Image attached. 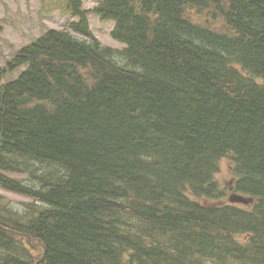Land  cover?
<instances>
[{"label": "trees", "instance_id": "16d2710c", "mask_svg": "<svg viewBox=\"0 0 264 264\" xmlns=\"http://www.w3.org/2000/svg\"><path fill=\"white\" fill-rule=\"evenodd\" d=\"M54 4L0 85V264H264V0H101L121 49Z\"/></svg>", "mask_w": 264, "mask_h": 264}, {"label": "rangeland", "instance_id": "374dc122", "mask_svg": "<svg viewBox=\"0 0 264 264\" xmlns=\"http://www.w3.org/2000/svg\"><path fill=\"white\" fill-rule=\"evenodd\" d=\"M55 1L0 0V84L6 83L20 74V71L13 70L10 66V61L16 52L33 43L47 30L51 28L63 30L67 27L68 22L79 19V16L63 13L61 6L54 4ZM98 1L83 0L81 5L83 10H88L89 25L93 35L104 45L119 49L125 47V43L115 39L112 34L115 21L102 19L95 13L94 9ZM13 176L19 177L18 175ZM216 178L221 185L231 179L226 165L217 172ZM0 196L5 197L7 201L27 200L26 197L2 187H0Z\"/></svg>", "mask_w": 264, "mask_h": 264}, {"label": "bare ground", "instance_id": "6f19581e", "mask_svg": "<svg viewBox=\"0 0 264 264\" xmlns=\"http://www.w3.org/2000/svg\"><path fill=\"white\" fill-rule=\"evenodd\" d=\"M15 2V1H14ZM16 4V3H15ZM55 10V9H54ZM35 11V10H34ZM52 11H53V9H52ZM43 12V11H42ZM44 14V13H43ZM56 14H59V13H56ZM54 16V15H53ZM52 16V17H53ZM56 16V15H55ZM54 18H56V17H54ZM53 21V20H52ZM2 24V23H1ZM79 34V33H78ZM3 35H4V33H3ZM3 40V39H2ZM14 55V54H13ZM11 56V55H10ZM1 61V60H0ZM0 65H1V62H0ZM5 65V64H4ZM20 68V67H19ZM15 70V69H14ZM12 73V72H11ZM18 74V73H17ZM1 168V167H0ZM10 168V167H9ZM16 173V172H15Z\"/></svg>", "mask_w": 264, "mask_h": 264}, {"label": "water", "instance_id": "95a60500", "mask_svg": "<svg viewBox=\"0 0 264 264\" xmlns=\"http://www.w3.org/2000/svg\"><path fill=\"white\" fill-rule=\"evenodd\" d=\"M237 199H239V198H237Z\"/></svg>", "mask_w": 264, "mask_h": 264}]
</instances>
